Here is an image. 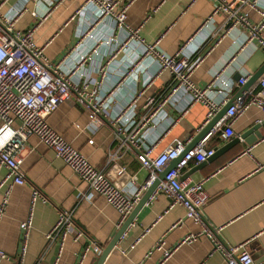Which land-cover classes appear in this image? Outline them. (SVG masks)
Segmentation results:
<instances>
[{"label": "built area", "instance_id": "2783aa9c", "mask_svg": "<svg viewBox=\"0 0 264 264\" xmlns=\"http://www.w3.org/2000/svg\"><path fill=\"white\" fill-rule=\"evenodd\" d=\"M5 1L0 0V172L4 170L0 175V186L7 181L11 185L25 183L21 169L23 150L27 139L35 136L86 184V192H77V198H87L89 192L104 197L119 215L117 229L134 208L140 191L146 190L157 173L176 159L191 141L192 137L184 141L174 139L155 153L170 128L196 103L205 106L207 122L226 104L231 92L252 74L246 71L233 80L231 72L226 71L228 63L224 62L210 81L200 86L192 80L194 69L214 45L236 32L240 25L245 31L235 40L229 60L241 54L248 57L257 49L264 50V0H220L197 31L173 52L158 49V40L145 42L137 29L129 27L125 21L129 3L83 0L71 17L75 21L74 44L60 59L50 60L44 54L45 45L35 42L34 31L47 18L52 3L48 1L40 11L32 12L36 17L35 24L22 30L16 27V22L24 7L3 12L1 7ZM251 9L258 14V21H251L248 12ZM165 71L171 77L168 84L140 107V97ZM257 81L255 91L244 92L248 99L240 98L223 115L225 127L221 129L217 126L219 122L216 124L215 130L218 129L221 138L234 135L233 121L247 107L254 105L264 113V72ZM70 96L86 110L88 131L93 133L106 122L113 128L116 147L108 151L103 167L92 164L47 122V117ZM170 109L174 115L170 114ZM211 133L185 152L154 192L165 193L171 198V205H182L185 217L197 223L202 222L201 211L208 194L203 181L181 180L180 173L189 163L197 164L213 155L215 147L206 143ZM88 142L93 143V139ZM127 152L134 154L140 167L149 171L147 180L132 196L109 178L110 175L119 177L126 173V167L118 164L117 159ZM9 188L0 202V217L8 202ZM39 198L47 202V198L34 187L29 215L19 224V258L26 253L32 206ZM220 230L221 227L205 228L201 233L210 238L213 249L220 253L226 264H254L245 245L224 246L214 236V231ZM201 233L189 234L182 242H190ZM82 235L83 231L75 225L73 212L60 209L56 223L45 234L48 242L58 245L53 264H57L65 239L72 236L77 240ZM102 248V245L91 242L80 253L76 264H82L89 250L100 254ZM168 254L169 251L164 252V256ZM10 260L11 256L0 248V264Z\"/></svg>", "mask_w": 264, "mask_h": 264}, {"label": "crops", "instance_id": "0c3cea01", "mask_svg": "<svg viewBox=\"0 0 264 264\" xmlns=\"http://www.w3.org/2000/svg\"><path fill=\"white\" fill-rule=\"evenodd\" d=\"M48 1L52 3L51 10L47 18L36 27L34 38L38 45H45L44 54L50 60H57L75 42V21L71 17L83 0H6L1 10L7 12L23 6L16 27L24 30L35 24L36 17L31 13L40 11ZM118 1L129 3L125 20L129 27L137 29L138 35L147 43L158 40L157 48L168 52H173L189 39L220 2ZM243 9L247 10V7ZM248 12L252 22L258 21L259 16L255 10ZM244 31L245 28L240 25L236 32L226 35L213 46L191 75L197 85L202 86L210 81L213 73L224 62L228 63L226 71L231 72L233 80H237L236 76L246 71L253 73L263 63V49L255 50L248 57L241 54L229 60L235 40ZM170 79L168 71L161 73L140 97L138 105L142 107ZM257 80L249 88L250 91L257 89ZM239 88H235L229 97ZM248 97L246 94L241 99L246 101ZM169 112L175 114L172 109ZM205 119V106L193 104L163 137L155 153L163 150L174 139L184 141L193 137L194 128L202 126ZM263 119L261 109L254 105L247 107L233 121L232 137L223 139L216 129L206 139V143L213 147L237 139L231 147L188 174L184 173L196 163L191 162L181 169V180L203 181L208 194V200L201 211V223L186 218L183 206L171 205V198L165 193H155L138 210L133 224L126 229L125 235L109 252L103 264H226L220 253L213 249L210 238L201 233L205 228L213 227H221L220 231H214V236L224 246L245 245L254 264H264V126L260 128L261 137L251 144L240 137ZM47 122L97 167L104 166L108 151L116 147L113 128L107 122L93 133L87 130L88 114L72 96L47 117ZM218 125L221 129L225 127L223 117ZM90 138L93 143L88 142ZM117 163L126 167V173L119 177L110 175L109 178L116 186L124 188L128 196H132L147 180L149 171L141 168L135 155L130 152L121 155ZM21 169L25 174V183L11 185L7 181L0 186V202L10 187L8 202L0 217V248L11 256V260L5 264H53L58 254V245L48 242L45 234L56 223L60 209L73 212L75 225L83 231V235L77 240L72 236L65 239L57 264H76L80 253L91 242L104 248L112 239L117 231L118 213L107 204L103 196L96 193L89 192L87 198H77V192H86V184L35 136H30L26 141ZM3 174L4 170L0 172L1 176ZM34 187L47 198V202L40 198L34 202L26 253L19 258V224L29 215ZM145 191H140L138 201ZM197 233L201 234L194 240L182 242L187 235ZM165 251H169L167 256H164ZM99 255L89 250L82 264H96Z\"/></svg>", "mask_w": 264, "mask_h": 264}, {"label": "water", "instance_id": "95a60500", "mask_svg": "<svg viewBox=\"0 0 264 264\" xmlns=\"http://www.w3.org/2000/svg\"><path fill=\"white\" fill-rule=\"evenodd\" d=\"M264 72V61L263 63L251 74V76L247 79V81L240 86L239 90L224 104L221 109L213 116L211 117L207 122H205L202 126L199 128H194L195 135L192 137L191 141L185 149L182 151V153L176 158L173 159L168 166H166L162 171L158 172L156 177L151 181L149 186L147 187L146 191L140 198V200L136 203L132 211L128 214V216L125 218L121 226L117 229L116 233L113 235L112 239L107 243V245L102 249L99 258L96 262V264H103L106 256L109 254V252L116 246L118 241L120 240L122 234L126 231L129 224L133 221L134 217L136 216L138 210L149 200V198L154 194L158 184L161 180L164 179L167 172L176 166V164L180 161L182 156L189 150L190 148L196 146L199 144L203 138H205L210 132L215 130L216 124L221 120L223 115L226 113V111L233 106L242 96H244V92L248 91L249 88L252 86V84L260 77V75ZM241 75H237L236 78H240ZM161 92V89L159 90ZM159 92V93H160ZM264 126V119L256 122L250 129H248L245 133L241 134L240 137L245 139V142L247 144H251L255 140L261 137L260 128ZM237 141V139H231L224 145L217 147L215 146V152L212 156L208 157L205 161H208L215 156L221 154L225 150H227L229 147L233 145V143ZM205 161L197 163L193 168L185 172L184 174H188L191 171H193L196 168H199L202 163ZM181 176V175H180ZM181 178V177H180Z\"/></svg>", "mask_w": 264, "mask_h": 264}]
</instances>
